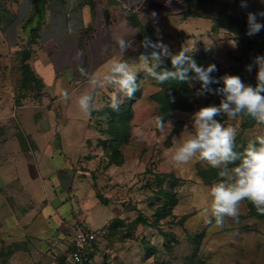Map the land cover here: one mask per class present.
<instances>
[{
	"label": "rangeland",
	"instance_id": "rangeland-1",
	"mask_svg": "<svg viewBox=\"0 0 264 264\" xmlns=\"http://www.w3.org/2000/svg\"><path fill=\"white\" fill-rule=\"evenodd\" d=\"M257 2L256 9L262 6L264 11V1ZM30 3V13L37 12V0ZM43 3L39 0L38 7ZM28 4V0H0V9L4 19L18 11L19 23L28 13ZM234 18L238 20L218 18L227 31L223 41L209 38L189 49L185 36L192 35L174 32L158 37L151 30V21L146 23L148 30L142 41L145 37L153 42L162 39L169 47L171 55L162 57L159 68L187 49L190 57L203 53L202 67L216 66L212 76L237 75L254 87V59L264 56V30L249 37L247 15ZM259 21L264 23V18ZM36 22L35 17L33 24L19 25L17 32L15 26L4 30L6 20L0 24V264H50L59 260L68 252L71 226L77 222L88 225L90 211L98 209L109 215V232L99 243L101 264H264V215H254L245 200L240 205L239 222L226 219L224 227H218L204 209L211 204V185L224 179L218 175L220 169L199 160L176 165L171 158L170 149L194 134V114L202 107L219 106L224 97L197 95L200 83H187L195 91L190 100L194 111H173L161 130L157 118L163 115L151 98L160 86L142 68L137 71L140 90L131 99L120 94L118 112L108 106L117 88L107 82L102 88L93 87L88 83L91 74L57 89L51 65L42 58L43 49L30 39ZM195 23L197 20L185 23L182 29L187 31ZM201 24L205 28V22ZM215 29L214 33L219 30ZM141 42L122 56L129 64L139 65L140 55L150 54L151 49L143 48ZM26 53L30 54L27 60ZM248 65L253 66L251 72L246 70ZM108 68L96 73L102 77ZM65 88L69 92L67 102L59 95ZM82 94L93 95L96 110L90 116L78 108ZM221 116L222 123L238 129L234 151L242 153L250 141L264 135V124L249 117L228 120ZM77 139L82 154L74 169V185L64 198L74 206L61 224L47 208L50 199L64 196L47 180L51 195L38 201L34 183H42L44 177L35 167L51 154H65L63 142L75 143ZM199 171L207 175V182ZM77 180L81 186L78 191ZM100 212H92L99 222Z\"/></svg>",
	"mask_w": 264,
	"mask_h": 264
},
{
	"label": "crops",
	"instance_id": "crops-1",
	"mask_svg": "<svg viewBox=\"0 0 264 264\" xmlns=\"http://www.w3.org/2000/svg\"><path fill=\"white\" fill-rule=\"evenodd\" d=\"M28 1V13L19 23H17L20 16L18 11L10 12L9 17L4 19V11L0 9V24L6 20V24L2 25L4 30L15 26L17 32L19 25L27 22L33 24L36 17L38 22L35 25L31 24L30 36L32 37V29L39 25L43 16L42 25L34 43L41 46L45 53L42 58L44 60L46 58L51 65L52 74L57 79V89L69 82L80 81L82 75L88 74L89 77L92 73L103 71L114 59H120L121 55L124 56L129 49L139 46L140 29L131 23L130 16H137L146 27V23L151 21V30L158 37L159 34L169 36L174 32L192 35L190 38L185 36L184 44H187V48L190 49V47L201 46V43L209 41V38L223 41L221 39H224L227 32L225 28H219L215 33L212 31L222 15L237 17L248 14L243 11L264 12L262 6L260 10L256 9L257 1L264 0H247L246 9L241 8V0H44L42 7H38L39 0H37V12L34 13H30L31 3L30 0ZM31 18L32 20L29 21ZM192 20H197L193 28L183 30L182 26ZM201 22H205V28L201 27ZM133 32L136 33L132 37V47L121 53L114 36H128L131 40ZM252 40L255 42L254 38ZM81 68L85 69V73H81ZM63 147L65 154H51L39 161L35 170L39 169V175L44 177L45 182L34 183V189H36L34 192L38 196L34 194L40 202L44 199L48 200L51 195L47 180L53 184L58 193H61V196H64L62 199H50L51 206L47 208V213L53 215L55 220L60 219L61 224L65 221L62 219L72 213L74 205L64 198L69 187L74 185V175H77L74 169L78 168L77 164L82 154L81 142L78 139L75 143L64 141ZM76 186L77 191L81 189L79 180ZM93 211H101L100 222L95 220ZM29 216L32 217V214ZM108 218L109 215L103 209L92 210L87 226L93 229V225L98 227L96 229L106 227ZM66 225L69 227V224ZM68 238L71 239V236ZM70 247L71 241H69L68 251Z\"/></svg>",
	"mask_w": 264,
	"mask_h": 264
},
{
	"label": "clouds",
	"instance_id": "clouds-1",
	"mask_svg": "<svg viewBox=\"0 0 264 264\" xmlns=\"http://www.w3.org/2000/svg\"><path fill=\"white\" fill-rule=\"evenodd\" d=\"M241 8L248 7L247 0H241ZM155 16V13H153ZM264 18V12L247 14V35L249 37L259 34L264 30V23L259 21ZM136 32L128 36L116 35L114 40L121 53L132 47V40ZM141 46L146 50L151 49L150 54H142L139 57V65L129 64L122 55L120 59H114L108 71L101 77L92 73L88 83L93 87H104L105 82L117 88L110 97L108 105L113 111L118 112L122 104L120 94L131 99L140 90L137 82V71L143 69L158 84L167 81H176L181 84L196 81L201 87L197 95L209 93L222 95L219 106L202 107L194 114V134L179 143V146L170 149L172 160L176 165H187L194 160L206 162L211 168L220 169L218 175L224 179L214 183L210 187L211 204L204 209V214L209 213L214 218L218 227H224L226 219L239 222L240 205L247 200L255 208L258 214L264 215V135L250 141L244 151H234L237 127L225 125L217 119L218 116H226L228 120H236L240 117H249L259 124H264V56H257L254 64L257 67V83L246 85L237 75H225L219 79L211 74L217 71L214 64L207 68L198 66L195 60L187 55V49L181 50L172 56L173 71H157L162 63V57L170 56L169 47L162 39L153 42L145 37ZM252 65L246 66L248 72L252 71ZM85 73V69H80ZM194 73L195 75H189ZM213 89L212 85H220ZM61 98L69 100L68 89L61 90ZM78 108L90 116L96 110L93 95L82 94L78 98ZM157 126L164 127L163 119L157 118ZM239 161V163H236ZM229 165H234L231 169ZM212 222L211 219L208 221Z\"/></svg>",
	"mask_w": 264,
	"mask_h": 264
},
{
	"label": "trees",
	"instance_id": "trees-1",
	"mask_svg": "<svg viewBox=\"0 0 264 264\" xmlns=\"http://www.w3.org/2000/svg\"><path fill=\"white\" fill-rule=\"evenodd\" d=\"M222 17H225L226 19H234L236 21L238 20L237 18L228 16V15H222L221 18ZM42 18H43V16L41 17V21H40L39 25L36 28L32 29V39H34V41H35L39 31H40V27H41L42 21H43ZM31 20H32V18L29 19V21H31ZM130 20H131V23L135 27L140 29V41H142L143 34H144V32H146L148 30V28L140 22V20L138 19L137 16H130ZM215 26H216V29L223 27L221 25V23L218 22V20H217V23ZM214 27H213V30L215 29ZM216 29H215V31H216ZM29 58H30V54L26 53V56L24 59L27 60ZM191 58L193 60H195V62L197 63L198 66H202L203 59H204L203 53H200L197 56H192ZM29 68L30 67L27 64L26 69H27V72L30 74ZM163 70H168V71L174 70L172 67L171 61H169L165 66L159 68V71H163ZM189 75H195V74L190 73ZM32 76H33V74H32ZM213 77L217 78V79L221 78V76L219 74H216ZM32 79H36V78L33 76ZM158 85L160 86V90L157 93H155L154 95H152L151 98L160 106V111L163 115L161 118L163 119V121H167L171 117V113L173 111H176V110H179L182 112L194 111L195 108L190 103V100L192 98H194L195 91L192 88H190L187 83L181 84V83H178L176 81H167L163 85H161V84H158ZM222 86H223L222 83L220 85H212L213 89H215L217 87H222ZM210 95L216 96L213 94H210ZM121 119H124V114H121ZM217 119L222 122L224 118L222 116H218ZM123 132H124V130H123ZM123 132L120 133V136L124 135ZM236 163H239V161H237ZM233 166L234 165H229L228 167L230 168ZM199 175L201 176V178L205 182L208 181L207 175H205L202 172L200 173V171H199ZM248 203H249V206L251 208V212H253L254 215L262 216V215L257 213L256 208L250 202H248ZM160 218H162V216H160ZM57 261L59 264H66V256L60 258Z\"/></svg>",
	"mask_w": 264,
	"mask_h": 264
},
{
	"label": "built area",
	"instance_id": "built-area-1",
	"mask_svg": "<svg viewBox=\"0 0 264 264\" xmlns=\"http://www.w3.org/2000/svg\"><path fill=\"white\" fill-rule=\"evenodd\" d=\"M109 232L108 227L93 229L83 223L71 226V247L66 255V264H101L98 255L101 253L100 239ZM50 264H59L54 261Z\"/></svg>",
	"mask_w": 264,
	"mask_h": 264
}]
</instances>
